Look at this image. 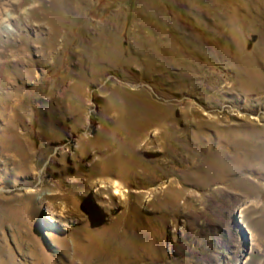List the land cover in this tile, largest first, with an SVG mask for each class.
Masks as SVG:
<instances>
[{
  "label": "rangeland",
  "instance_id": "374dc122",
  "mask_svg": "<svg viewBox=\"0 0 264 264\" xmlns=\"http://www.w3.org/2000/svg\"><path fill=\"white\" fill-rule=\"evenodd\" d=\"M0 264H264V0H0Z\"/></svg>",
  "mask_w": 264,
  "mask_h": 264
},
{
  "label": "bare ground",
  "instance_id": "6f19581e",
  "mask_svg": "<svg viewBox=\"0 0 264 264\" xmlns=\"http://www.w3.org/2000/svg\"><path fill=\"white\" fill-rule=\"evenodd\" d=\"M49 213V212H48Z\"/></svg>",
  "mask_w": 264,
  "mask_h": 264
}]
</instances>
